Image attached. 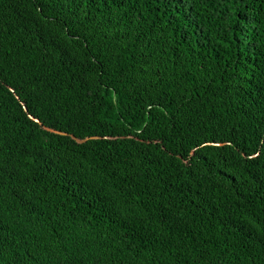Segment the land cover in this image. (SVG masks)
<instances>
[{
  "label": "trees",
  "instance_id": "trees-1",
  "mask_svg": "<svg viewBox=\"0 0 264 264\" xmlns=\"http://www.w3.org/2000/svg\"><path fill=\"white\" fill-rule=\"evenodd\" d=\"M0 264H264V0H0Z\"/></svg>",
  "mask_w": 264,
  "mask_h": 264
}]
</instances>
